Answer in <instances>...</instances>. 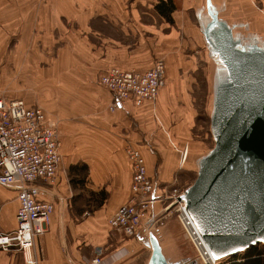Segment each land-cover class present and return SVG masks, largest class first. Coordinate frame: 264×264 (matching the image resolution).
Here are the masks:
<instances>
[{"label": "crops", "instance_id": "0c3cea01", "mask_svg": "<svg viewBox=\"0 0 264 264\" xmlns=\"http://www.w3.org/2000/svg\"><path fill=\"white\" fill-rule=\"evenodd\" d=\"M31 2V7H35L33 27L37 30L36 36L39 33L51 39L53 45L62 44L67 51L63 60L78 64L75 72L62 75L63 100L72 103L78 98L74 95L76 92H94L100 69L118 66L143 70L157 56L165 59L168 81L160 88L153 108L150 103L135 106L127 100L110 111V94L105 90L100 92L97 97L100 101L91 108L92 115L84 112L78 120V124H93L94 133L82 131L85 134L80 136L77 150L65 148V142L53 186L44 188L40 184L44 190L41 197L45 193V199L54 204L46 231L36 236L33 245L24 252L15 243L7 249L0 246V264H91L95 257L100 258L98 264H147L151 253L147 239L129 237L111 229L107 220L131 194L132 168L126 146L140 150L149 176L158 184L166 185V180L174 173L191 170L189 162L187 165L184 160L180 164L167 160L169 163L165 160L166 154L152 152L150 147H163L155 144L161 131L159 118L162 115L157 112L158 104L166 114V108H170L176 99L175 94H180L181 104L187 106L185 93L190 94V87L184 92L178 91L171 82L174 79L180 81L193 71L194 76L198 73L208 76L209 82L208 55L194 15L196 0ZM238 2L242 0H228L226 16L241 12L234 8ZM165 6L171 9L167 10ZM243 9L257 14L249 8ZM29 22L25 23L22 18L18 24L25 30ZM69 25L76 26L78 31L74 32L78 38L64 37ZM23 36L26 37L25 33L22 39ZM57 54L58 51L54 52L53 60H57ZM87 99L91 100L92 96ZM54 102L57 104L58 100ZM92 140L94 147H90ZM82 191L89 194L85 196ZM16 193L15 186L0 185V233L16 227ZM154 234L163 250L160 236L166 235L167 231L158 233L160 236Z\"/></svg>", "mask_w": 264, "mask_h": 264}, {"label": "water", "instance_id": "95a60500", "mask_svg": "<svg viewBox=\"0 0 264 264\" xmlns=\"http://www.w3.org/2000/svg\"><path fill=\"white\" fill-rule=\"evenodd\" d=\"M228 0H196L210 65L212 145L193 157L196 176L180 195L215 260L264 243V20ZM147 264H172L153 232Z\"/></svg>", "mask_w": 264, "mask_h": 264}, {"label": "rangeland", "instance_id": "374dc122", "mask_svg": "<svg viewBox=\"0 0 264 264\" xmlns=\"http://www.w3.org/2000/svg\"><path fill=\"white\" fill-rule=\"evenodd\" d=\"M31 3V0H0V98L6 102L21 101L29 108L39 107L42 109L49 125H51L57 133L61 160L63 157V150H61V148L65 142H67L65 148L77 150L80 144L79 138L85 134L82 131L87 130L90 133H94L93 124H78V120L80 115L84 112L88 115H92L91 108L95 106V102L100 101L97 99L100 92L102 93L105 90L110 94L108 109L110 111L117 109L111 108V105L114 102L113 92L107 85H104L100 81L101 76L105 74L106 70L110 68H118L124 71L133 70L142 73L151 68L155 62L161 61L164 71L163 85L160 87L162 89L168 81V76H166L167 66L164 57L157 56L153 59L151 65L143 70L134 68L127 69L118 66H109L100 69L94 82V85L96 86L95 91L91 94H87L86 92H76L74 95L78 96V98L72 102V105V103L62 99V96L65 94L62 90V75L65 72L68 73L77 70V61L63 60L65 52L67 53V51L63 49L62 44L53 45V41L50 43L51 39L47 38L45 35H40L39 33L38 36H36L37 30L33 27L35 24V7H31ZM238 3L239 5L236 3L234 5L237 6L234 8H238V12L244 11L245 9L243 8H249L250 11L257 13L254 16L261 17L264 20V0H242V2ZM22 18L25 23L27 21L31 22L28 23L25 30L21 29L18 24ZM68 27L70 28H67L68 32L67 34L64 33V37L67 39H73L74 37L78 38L77 32H74L78 31L76 26L69 25ZM23 33H25L26 37L23 36L22 39L21 37ZM67 46H69V44ZM57 51V60H53V54ZM171 72L172 71H170V73ZM175 80L176 79L171 83L177 86L178 91L184 92L188 87L191 89L190 94L185 93V96H188V100L185 98V101L187 100V106L181 104L183 100L182 97L180 98V94H175L176 99L173 100V103L169 106L170 108H166V114H164L158 104L157 112L162 115L161 118H159V124L161 123L159 128L161 131L159 133L160 138L157 137L156 143H154L157 144V146H159L158 144H161L163 147H157V149L150 147V150L152 152L166 154L165 160H175L176 164H180L182 153L185 150L186 155L183 160L186 164L189 162L191 170H182L180 173L176 172L171 178L166 180V200L165 202H158L155 204L154 210L155 213H157L158 220H156L155 224L151 226L149 230L153 233L156 232L157 235H159L158 233L164 234V230L167 231L166 235L159 236L160 241L163 244L162 253L170 263L204 264L185 228L180 222V212L177 208L178 204L171 203L172 198L170 197L174 190L176 191L175 194H179L180 196V193H182V191H184V189L192 183L195 178L196 172L193 164L194 154L202 152L212 145V139L209 132L211 99V88L209 85L210 78L208 82V76H203L199 73L194 76L193 71L187 73V76H183L180 81L176 82ZM194 83H196L195 88ZM90 95L92 96V99L88 100L87 97ZM156 98L153 101H143L141 104H136L134 99L131 98L122 101V104L127 100H130L135 106L150 103L153 108ZM55 100H58L57 104L54 102ZM162 139H164V143L162 142ZM90 147H94L93 140L90 141ZM129 147L133 146H126L125 152L127 157V149ZM133 148L137 149L136 147ZM138 151L140 152V150ZM128 159L132 168V162L129 157ZM167 162L170 163V161ZM147 174L149 176L148 172ZM54 179L50 183L38 182V185L42 184L44 188L53 186L51 184L54 182ZM159 185L164 186V184ZM42 192H44L43 188ZM159 192L163 193V189H160ZM81 194H86L85 196H87L89 193L87 191H82ZM42 195L43 198H46L45 193ZM55 198L56 197L54 196L53 199ZM50 199H52V197H50ZM164 204H170V208L167 210L166 214L164 213L163 218H161L159 217V212H161V206ZM15 228L10 232H13ZM149 232L143 231L140 236L147 239ZM127 236L137 237L134 235ZM147 253L144 256L145 259L148 256ZM240 254L241 253H238L234 256H240ZM229 258L230 256L220 259V263L218 264H227Z\"/></svg>", "mask_w": 264, "mask_h": 264}, {"label": "built area", "instance_id": "2783aa9c", "mask_svg": "<svg viewBox=\"0 0 264 264\" xmlns=\"http://www.w3.org/2000/svg\"><path fill=\"white\" fill-rule=\"evenodd\" d=\"M163 73V64L157 61L142 73L110 68L100 81L113 92L111 108H118L122 101L131 98L136 104L153 101L163 85ZM59 147L57 133L41 108H29L21 101L6 102L0 98V185L15 186L18 201L16 228L10 233H0L2 248L7 249L15 243L24 252L33 245L36 236L46 231L54 204L41 197L42 188L38 182L50 183L55 178L60 162ZM127 154L132 162L131 195L109 217L108 225L125 235L142 238L140 234L151 232L149 228L158 220L155 204L165 202L167 188L148 176L144 158L137 149L129 147ZM185 155L184 150L182 160ZM175 192L171 194V203L178 204L181 214L182 201ZM169 206H161L159 217L163 218ZM207 254L211 262L200 255L204 264L220 263V259L215 260L209 252ZM99 262V257L91 260V264Z\"/></svg>", "mask_w": 264, "mask_h": 264}, {"label": "trees", "instance_id": "16d2710c", "mask_svg": "<svg viewBox=\"0 0 264 264\" xmlns=\"http://www.w3.org/2000/svg\"><path fill=\"white\" fill-rule=\"evenodd\" d=\"M165 7L167 10L171 9L170 6ZM227 264H264V243L250 246L240 256H230Z\"/></svg>", "mask_w": 264, "mask_h": 264}, {"label": "bare ground", "instance_id": "6f19581e", "mask_svg": "<svg viewBox=\"0 0 264 264\" xmlns=\"http://www.w3.org/2000/svg\"><path fill=\"white\" fill-rule=\"evenodd\" d=\"M179 200H181V206H183V209L180 208V210L182 211L181 214H180V218H181V222H182V225L183 227L185 228L189 238L191 239L195 249L198 251L199 255L202 256V258L205 260L207 259L208 261L211 262V259L208 257V252H207V249L203 243V240L202 238L199 236V234H197V230L195 228V226L193 225L189 215L187 214L186 212V207L185 206V203L182 199H180L179 197ZM195 239V241H194Z\"/></svg>", "mask_w": 264, "mask_h": 264}]
</instances>
